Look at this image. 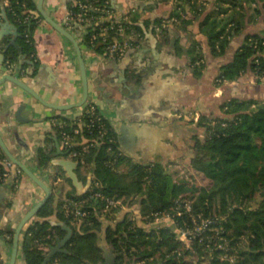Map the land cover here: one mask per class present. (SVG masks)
Instances as JSON below:
<instances>
[{
    "label": "crops",
    "instance_id": "obj_1",
    "mask_svg": "<svg viewBox=\"0 0 264 264\" xmlns=\"http://www.w3.org/2000/svg\"><path fill=\"white\" fill-rule=\"evenodd\" d=\"M190 1L199 6L197 11L188 0H108L111 7L123 13L125 18L128 17V9L129 14L135 13L141 28L138 33L133 32L136 39L121 60L108 59L100 46L92 47L86 42L83 34L87 27H93L92 24L69 29L76 37L85 61L88 97L95 101L114 130L117 148L124 157L120 165L122 171L137 163H188L193 155L194 137H204L200 120L224 116L221 105L230 100L264 101V80L258 81L250 70L234 80L220 82L217 79L220 68L233 58L245 36L264 30V7L256 17L254 3H247L243 27L233 31L224 52L215 55L208 38L210 21L215 18L216 30H219L238 14L241 1H233L237 5L228 13L217 12L223 0ZM86 4L89 13H113L108 8ZM69 6L70 0L43 1L44 10L62 26ZM95 7L101 10H95ZM3 18L13 24L4 9L0 13V22L4 21ZM9 31L12 28L8 27L0 38V53L2 46L8 45L13 38ZM130 35L126 33L128 40ZM33 49V64L23 67L25 57L19 58L11 70L6 69L4 54L0 75L9 73L19 78L52 105L79 101L82 79L71 41L42 19L33 32ZM198 53L200 59L193 63L192 58ZM201 63L200 71H195V65ZM21 105L20 119H17L16 111ZM83 110V105L69 109L47 106L12 81L0 84V134L10 151L51 188L54 207L60 200L67 199L68 192L80 195L91 185L93 168L86 166L83 169L78 162L75 172L83 190L79 193L63 167L51 163L57 158L72 159L55 130L64 122L63 118L73 122ZM46 143L51 144V153L60 151V155L43 154ZM40 154L47 157L46 164L38 163ZM66 177L70 179L68 184L60 189L52 187ZM44 195L43 189L25 173L16 185L11 178L0 181V231L14 232L23 215ZM131 209H136V206L127 210ZM122 211H116L113 219H119ZM49 218L50 221H59L55 214ZM101 218L103 228L97 234V246L108 243L105 227L110 221ZM22 231L15 264H26L21 244ZM11 246L7 235L0 233V263L8 264Z\"/></svg>",
    "mask_w": 264,
    "mask_h": 264
},
{
    "label": "trees",
    "instance_id": "obj_2",
    "mask_svg": "<svg viewBox=\"0 0 264 264\" xmlns=\"http://www.w3.org/2000/svg\"><path fill=\"white\" fill-rule=\"evenodd\" d=\"M84 1L112 10L114 18L121 17L117 19L118 24L122 23L125 32L132 34L129 40L134 43L136 37L133 32L141 30L135 13L129 14L128 9V17L123 20V13L114 10L108 0ZM240 1L238 14L219 30H216L215 18L210 21L208 38L215 55H221L229 35L243 27L247 3H254L253 13L256 17L264 7V0ZM190 6L196 11L199 8L196 3H190ZM69 8L77 9L72 5ZM4 10L17 29L16 41L21 48L19 51L10 45L5 49L4 63L11 64L24 56L22 65L26 67L29 63L25 59L34 62L33 32L43 18L37 11L36 0H8ZM227 11L228 7L218 5V13ZM113 32L111 30L110 33ZM197 59H200L199 53L193 56L192 62ZM201 66L202 63L195 65L194 70L199 72ZM248 70L256 74L258 81L264 80V30L245 36L233 58L220 68L217 79L220 82L234 80ZM221 109L224 116L199 121V125L204 127V137H194L190 161L167 163L169 170L162 163H137L120 171L118 166L124 157L119 154L116 136L109 123L106 124L107 134L113 142L108 141V136L99 138L98 145L90 146L88 151L80 152L74 158L84 160L83 163L79 162L80 165L93 168V184L95 181L99 184L91 188L92 191L100 190L106 196L123 198L125 201L133 194L139 197L128 205L136 206L140 218L135 215L130 219L127 214L131 210L122 211L119 219H113L116 208L105 213L104 219L110 221L105 227V237L116 254V264H139L140 261L141 264H264V101L230 100L223 103ZM63 119L66 125L58 126L55 130L59 137L64 129L78 141L90 142L98 138L96 129L89 130L78 122L70 124L71 121ZM83 119L87 120L88 117L83 116ZM75 126L80 127L78 134L72 131ZM109 146L112 150L108 149ZM66 150L67 153L80 151L81 146L66 147ZM3 156L2 151L0 158ZM38 161L43 165L48 159L40 154ZM184 167L194 169L200 175L201 184L175 173ZM92 191L88 189L80 195L68 192L67 199H86ZM177 199L180 202L181 199H190V208L187 210L182 201V213H178L174 209ZM253 202L256 204L254 207L251 205ZM65 203L66 199L60 200L54 207L51 195L36 217L23 229L21 244L26 264H42L55 239L66 234L60 226L51 224L49 217L52 214L73 230L71 239L64 246L67 252L56 253L52 260L81 264L102 259L96 241L98 232L103 228V202L98 197L84 201L81 208L87 213L78 224L75 223L78 218L73 209L67 211ZM153 211L160 214L171 211L176 224L182 229L193 228L202 219L209 222L197 236L192 237L193 234L188 233L191 242L188 248L169 226L156 228L148 222ZM0 233L7 235V241L12 243L13 231L1 230ZM49 234L52 237L45 238ZM218 242H227L228 249L218 247ZM226 253L233 255L234 259L231 260Z\"/></svg>",
    "mask_w": 264,
    "mask_h": 264
},
{
    "label": "built area",
    "instance_id": "obj_3",
    "mask_svg": "<svg viewBox=\"0 0 264 264\" xmlns=\"http://www.w3.org/2000/svg\"><path fill=\"white\" fill-rule=\"evenodd\" d=\"M8 5V0H3L0 2V13L4 9V7ZM70 5L73 7H76L77 9L74 11L72 8H69L67 16L65 17L66 22L64 23V28L67 30L73 29L77 27L78 25L83 24H92V28H86L84 31V38L90 46L95 47V45H98L101 47V51L105 57L112 60H121L125 57L126 52L132 42L126 38V32L125 27L122 23L118 24L117 19H121V17L114 18V15L112 12L107 11V13L104 14H95V13H89L88 12V5L84 3L82 0H70ZM95 10H101L97 7H95ZM125 20V16L122 18ZM117 20V21H116ZM111 30H113V34H111ZM28 35V33H27ZM15 63H11L6 65L7 70H11L14 68ZM84 110L82 114L73 122H78L82 126L87 127L89 130L96 129V132L98 134V138L92 139V141L87 142V140L78 141L76 140L69 132L62 129L61 130V139L65 145V147L73 148L74 146L80 145L81 150H73L68 153V155L74 159L75 157L80 155V152L88 151L90 146H96L99 144V138L107 137V126L106 124L108 121L106 120L103 113L100 111L99 107L95 103V101L92 98H87L86 101L83 104ZM83 116H87V120H82ZM106 121V122H105ZM70 123V124H73ZM66 125L65 122L60 123L59 127H64ZM110 125V124H109ZM111 126V125H110ZM112 128V126H111ZM74 134H78L80 132V127L75 126L72 129ZM108 141L113 142V139L108 136ZM109 150L111 149V146L108 147ZM118 149V148H117ZM119 150V149H118ZM2 153V150L0 148V154ZM119 154L122 155L121 151L119 150ZM78 162L83 163L84 160L81 159L78 160ZM0 162L3 164V167L0 168V181H4L6 179L12 180L13 184L16 185L19 181V178L21 175L24 174V172L21 170L20 167L15 165L6 155L0 158ZM59 180V179H56ZM98 182L95 181L93 184V178L91 181V185L89 190L92 191L91 188L94 186H98ZM91 197H98L102 202V210L103 211H109L114 208L118 209L121 207V200L120 198H114L109 197L103 194L100 190H94L90 193V195L86 199L82 200H71L66 199V203L64 204L65 209L68 211L69 209H73L74 215L78 218L77 222H80V219L82 216H84L87 211L83 210L82 203ZM51 234L46 235L45 238H51Z\"/></svg>",
    "mask_w": 264,
    "mask_h": 264
},
{
    "label": "water",
    "instance_id": "obj_4",
    "mask_svg": "<svg viewBox=\"0 0 264 264\" xmlns=\"http://www.w3.org/2000/svg\"><path fill=\"white\" fill-rule=\"evenodd\" d=\"M43 1L44 0H37V11L42 16V18L50 24L53 28H55L58 32H60L64 37H66L71 43L73 44L77 57H78V64L82 79V97L79 101L75 103L70 104H62V105H52L51 103H47L42 97H40L27 83L20 80L19 78L13 76L9 73H3L0 75V84H2L5 81H12L13 83L17 84L18 86L22 87L24 90H26L28 93H30L33 97H35L38 101L43 103L44 105L51 106L57 109H69L72 107H79L84 104L86 99L89 95V87H88V79H87V73H86V65L84 58L82 56V52L79 46V43L76 39V37L64 26L56 22L54 19H52L48 13L44 10L43 7ZM4 21L0 22V38L1 36L6 32V29L8 27L12 28V31H9L11 35H13V38L11 39L10 43L6 46H2V52L0 53V63H2L4 59V50L7 49L10 45L16 47L19 51L21 48L16 43V37H17V29L13 24H10L6 18H3ZM24 57V56H23ZM25 62L29 64H33L31 60L25 59ZM23 106L21 105L19 109L16 111V118L20 119V112L22 110ZM43 149V154H51L53 157H57L60 155V151H56L54 153H51L52 146L50 143H46ZM0 148L3 151V153L18 167L21 168V170L30 178L32 179L37 185H39L45 195L44 197L37 202L33 207H31L20 219L19 223L17 224L16 228L13 232L12 237V246H11V253L8 264H15L16 257L18 253V246H19V239L22 229L24 228L25 224L32 219L37 213L39 212L40 208L47 202V200L52 195L51 188L40 178L38 177L24 162H22L20 159H18L8 148L6 143L4 142L1 134H0ZM51 163L53 165H59L63 167V169L66 171V176L69 177L72 181V184L76 187L79 193H82V183L78 180L76 175V168L78 165L77 160L72 159H65V158H57L52 159ZM52 225L60 226L63 230L66 231V234L63 237H57L55 239V243L50 247L49 252L45 255L44 260L42 261V264H73V263H61L57 262L56 260H52L53 256L56 253L59 252H67V250L64 248V246L68 243V241L71 239V236L73 234V230L70 226L66 225L64 222L61 221H51ZM100 249L102 250V261L98 262H84L81 264H116V254L111 249L110 245L107 243L98 244ZM2 264V263H0Z\"/></svg>",
    "mask_w": 264,
    "mask_h": 264
},
{
    "label": "rangeland",
    "instance_id": "obj_5",
    "mask_svg": "<svg viewBox=\"0 0 264 264\" xmlns=\"http://www.w3.org/2000/svg\"><path fill=\"white\" fill-rule=\"evenodd\" d=\"M223 2L224 3H222V4L220 3V5H222L223 7H228V11H229V9L231 11L232 8L236 7V5H237V3H234V2H232L230 0H223ZM228 11H227V13H228ZM195 55H197V54H195ZM121 163H120V165H121ZM120 165L118 166V168H119L120 171H122L120 169ZM131 165L132 164L128 165L129 166L128 169L130 168ZM81 166H82L81 168H83V169L86 168V165H84V164L81 165ZM164 166H165V168H167L169 170V168H170L169 165L164 164ZM123 171H125V170H123ZM175 173L178 174V175H182L185 179H188L190 181L194 179L195 181H197V182H199L201 184L200 175L194 169H191L190 167H188V168H186V167L180 168ZM62 176H63V174H62ZM52 181H51V183H52ZM68 183H69V180H67L66 178H63L61 180V183L59 181L58 183L53 184L52 187H54V189H56V188L60 189V188H62L63 185H66ZM137 198L139 199V197H137L136 194H133L132 196H130L127 199V201L123 200V198H120L122 206L119 207L116 211H119L120 209H123V211L129 209L130 207H128L129 206L128 204L129 203H133ZM182 201L184 203L185 208L188 210L190 208L191 200L190 199H181V202ZM177 202L178 203L176 204L174 209L177 210L178 213H182V208L180 207L181 202L178 199H177ZM251 205L254 207L256 204H255V202H253V203H251ZM124 207H126V209H124ZM109 211H111V210H109ZM109 211L105 212V211L102 210L101 217H104L106 215L105 213H108ZM116 211L113 213V215L116 214ZM127 215H128V217L130 219H133V218H135V215L138 216V212L136 211V209H131V212H129ZM147 218H148V216H147ZM148 222H151L150 224L152 226L156 227V228L169 226L170 228H172L173 231L176 232L178 239L183 241L186 244V246L189 248V247H191V242H190L188 233L193 234L192 237L197 236V234H200L201 232H203V230H205V227H206L207 223L209 222V220L208 219H202V221L197 223V224H195L193 228L182 229L176 224L175 219H174L173 214L171 213V211L163 212L162 214L158 213V211H153L151 213V216H149ZM217 246L221 247V248L228 249L227 242H225V244L223 242H218ZM226 256L231 258V260L234 259V256L233 255H229L228 253H226ZM195 259H197V258H195ZM141 263H142V261L139 262V264H141Z\"/></svg>",
    "mask_w": 264,
    "mask_h": 264
}]
</instances>
